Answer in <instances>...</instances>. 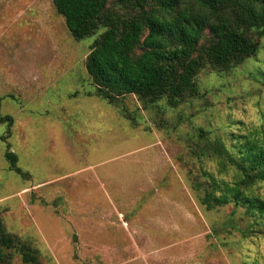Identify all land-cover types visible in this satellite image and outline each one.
<instances>
[{"label": "rangeland", "instance_id": "rangeland-1", "mask_svg": "<svg viewBox=\"0 0 264 264\" xmlns=\"http://www.w3.org/2000/svg\"><path fill=\"white\" fill-rule=\"evenodd\" d=\"M93 41L74 40L51 0H0V115L12 117L0 124L6 231L42 264H264V224L232 205L207 211L193 185L205 172L236 177L198 146H264V40L241 65L201 72L198 97L169 108L127 96L124 116L94 94ZM7 150L25 176L10 171ZM250 191L264 199L263 185Z\"/></svg>", "mask_w": 264, "mask_h": 264}, {"label": "trees", "instance_id": "trees-1", "mask_svg": "<svg viewBox=\"0 0 264 264\" xmlns=\"http://www.w3.org/2000/svg\"><path fill=\"white\" fill-rule=\"evenodd\" d=\"M51 1L74 40L94 37L85 59L87 76L95 96L122 116L119 106L127 96L144 107L164 102L169 108L198 97L201 72L241 65L264 40V0ZM0 124L11 126L12 117L0 115ZM198 133L206 135L202 129ZM206 155L219 171L232 168L236 177L227 182L205 172L193 183L202 192L201 206L211 211L232 205L235 212L242 208L247 220L264 224V199L250 191L264 186V146L230 148L213 141L198 146V156ZM4 158L10 171L25 176L16 155L7 150ZM232 227L248 235L236 223ZM14 255L22 264H42L37 250L8 233L0 219V264H9Z\"/></svg>", "mask_w": 264, "mask_h": 264}]
</instances>
